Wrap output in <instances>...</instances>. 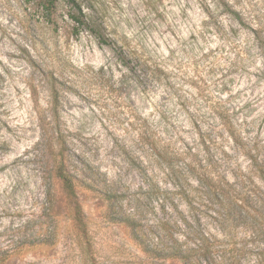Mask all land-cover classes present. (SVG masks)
<instances>
[{
    "label": "rangeland",
    "instance_id": "374dc122",
    "mask_svg": "<svg viewBox=\"0 0 264 264\" xmlns=\"http://www.w3.org/2000/svg\"><path fill=\"white\" fill-rule=\"evenodd\" d=\"M78 1L113 46L88 30L73 34L66 15L55 29L30 0H0L3 264H153L119 214L149 226L154 182L196 186L210 169L232 179L249 150L264 155V54L229 9L264 24V0ZM128 50L159 65L156 80L120 62ZM57 134L66 154L90 165L100 190H114L110 210L77 188L86 226L43 169ZM48 189L52 214L44 211Z\"/></svg>",
    "mask_w": 264,
    "mask_h": 264
},
{
    "label": "trees",
    "instance_id": "16d2710c",
    "mask_svg": "<svg viewBox=\"0 0 264 264\" xmlns=\"http://www.w3.org/2000/svg\"><path fill=\"white\" fill-rule=\"evenodd\" d=\"M30 2L32 9L55 29L59 28L61 17L66 15L73 34L79 35L88 30L100 43L111 46L115 43L78 0ZM229 9L241 25L250 28L264 54V24L254 20L256 24L253 25L237 10ZM128 51L129 54L120 51V62L137 77H153L156 80L158 73L162 72L159 65L143 53ZM56 81L52 76L50 89L57 98ZM63 143L59 134L54 136L43 169H46L49 179L60 181L66 199L75 207V221L86 226L77 188L85 187L96 192L108 202L110 210L115 205L114 190H100L88 170L90 165L84 161L75 162L64 152ZM54 147L58 150L55 151ZM246 155L248 166L237 165L232 179L224 172L210 169L198 175L196 186L191 181L187 185L175 184L176 188L172 191L154 182L153 224L143 225L141 217L125 214H119L117 221L128 228L130 237L145 255L153 257V264H243L250 259H254V264H264V155L252 150ZM167 167L168 174H172V167ZM46 196L44 211L52 214L54 198L50 189ZM178 198L187 203L188 212L180 207ZM203 214H208L211 222L205 223ZM8 252L9 249H0V264H3Z\"/></svg>",
    "mask_w": 264,
    "mask_h": 264
}]
</instances>
